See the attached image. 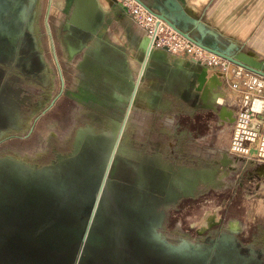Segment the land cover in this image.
<instances>
[{
  "label": "water",
  "instance_id": "water-1",
  "mask_svg": "<svg viewBox=\"0 0 264 264\" xmlns=\"http://www.w3.org/2000/svg\"><path fill=\"white\" fill-rule=\"evenodd\" d=\"M107 1L111 7L117 6L125 11L116 0ZM136 1L199 47L264 78V61L253 58L235 45H214L203 36L193 35L191 30H201V23L173 0H154L150 4L143 0ZM76 27L81 34L69 32V24L65 27L68 31L65 37L72 40L69 42L72 45L68 49L69 57L82 56L86 61L93 55L98 30ZM48 33L52 38L50 31ZM22 34L20 28L18 37ZM134 45L137 50L134 56L140 69H143L142 75L147 63H151L158 52L167 53L165 50L150 51L149 39L145 35L137 38ZM11 49L10 53L18 54V42ZM5 54L6 45L2 48L0 46V57ZM0 62L5 61L1 58ZM56 64L62 77L59 63ZM39 65L31 61L38 78L43 72H48L46 65L44 71ZM124 72L122 69L120 74L125 76L116 74L118 72H108L109 75L96 68L90 74L100 92L115 103L103 110L114 120L120 118L124 111L129 115L133 104L139 99V87L134 84L136 76ZM106 75H109L110 84L120 93L121 99L114 97V92L105 91L102 81ZM221 77L218 73L210 76V69L197 62L189 63L187 78L198 85V90H204V103L211 96L214 100L226 98L221 91L224 85ZM231 115L232 110L227 105L220 106L221 119ZM21 118L19 103L15 101L13 93L2 89L0 144L10 138L21 137V126H13L15 121L21 122ZM107 130L112 131V134L104 133L103 136L87 139L80 136L72 153L58 156V160L48 166L38 167L22 158L0 157V255L9 257L0 259V264H94L112 249H123L125 256L122 260L127 262V256L129 258L135 251L140 253L147 250L148 253L149 249H158V261L207 264L210 255H220V249H244L235 236L240 235L241 231L233 221L227 225L226 230L234 235L224 234L223 239L213 242L211 246L196 248L190 242L181 247L169 244L160 232L166 212H159L158 220L154 222L148 221V216L155 218L157 208L167 209L182 198L194 197L199 185L198 178L183 176L179 181L173 179L165 173V169H160L162 160L158 157V180L151 167L142 166L133 186L119 184L114 176L120 157L118 152L122 149L118 142L113 141L114 131L111 126H107ZM29 132L31 136L33 129ZM106 138L109 139L103 141ZM257 170H264V165H259ZM168 171L175 174L172 166H169ZM215 181H220L218 174L216 171L209 172L207 182ZM149 226L152 227V235H149ZM22 252H27L22 258L24 263L20 262ZM116 252L114 254L119 256ZM62 256L63 261L60 259Z\"/></svg>",
  "mask_w": 264,
  "mask_h": 264
},
{
  "label": "crops",
  "instance_id": "crops-1",
  "mask_svg": "<svg viewBox=\"0 0 264 264\" xmlns=\"http://www.w3.org/2000/svg\"><path fill=\"white\" fill-rule=\"evenodd\" d=\"M143 1L150 4L154 0ZM173 1L201 23V30H191L193 35L203 36L214 45H235L253 58L264 61V0ZM97 4L107 14V19L95 36L97 40L93 55L85 61L82 56L70 58L68 49L72 45L60 39L61 28L71 24L74 11L72 0L43 1L39 10L41 31L38 32L36 28L37 35L33 46L36 50L43 47L41 59L48 72L42 73V81L35 76L39 81V88H34L32 92L36 96L46 83H53V89L51 98L37 108L30 119L21 118L19 123L23 133L19 140L28 143L22 150H32L38 154L36 156H41L51 148H57L53 146L55 144L62 146L76 132L78 139L80 136L87 139L103 136L104 133L112 134L107 126H112L115 120L103 110L115 103L100 92L90 74L96 68L106 73L118 72L116 74L124 69L127 74L136 76L139 65L134 56L137 53L134 42L144 34L117 6L111 7L107 0H97ZM49 31L52 38L49 37ZM42 37L43 42L40 41ZM189 63L190 60L168 52L157 53L149 64L148 71L146 70V81L141 87L139 103L131 115L132 133L136 132L147 141H157L160 136H168L176 151L215 133L216 126L221 124L219 110L188 109L179 97L181 87L188 79ZM214 73L216 72L210 70V76ZM227 86L222 87L221 91L226 98L219 99V105H227L231 110L237 111L240 107L237 96ZM104 88L121 99L120 93L112 88L110 82H105ZM220 100H224V103ZM30 129H33L31 136ZM161 147L165 149L167 143L164 142ZM230 158L238 160L233 156ZM246 168L247 166H243L235 176L229 177L228 183L236 188L229 195V188H224L228 199L225 208L220 209V215L227 225L232 221L238 224L242 242L264 244V174L261 175L255 170L256 174L253 173L252 179L255 183L251 189L243 183L248 178ZM233 210L238 215L228 218L227 214Z\"/></svg>",
  "mask_w": 264,
  "mask_h": 264
},
{
  "label": "flooded vegetation",
  "instance_id": "flooded-vegetation-1",
  "mask_svg": "<svg viewBox=\"0 0 264 264\" xmlns=\"http://www.w3.org/2000/svg\"><path fill=\"white\" fill-rule=\"evenodd\" d=\"M44 0H0V46L6 45L7 54L3 57L5 62H0V91L5 89L7 93L12 92L16 102L19 103L22 117L28 120L33 116L37 108L45 104L52 96L53 83L46 85L41 88V91L34 96L33 89L39 88L38 83L43 79L39 78V81L35 79V71L32 69L31 61L40 63L39 66L45 69V64L42 63L43 47L40 46L37 50L33 46L35 37L38 32L41 31L39 21V10ZM74 4V11L71 17L70 31L74 34H81V31L76 26H82L88 28L90 31H96L102 28L107 19V14L99 7L97 0H72ZM22 30V35L18 37V30ZM68 34L65 27L61 28L60 39L64 42H72L67 40L65 35ZM85 34V33H84ZM44 37L40 38V41ZM18 42L19 53H10L13 45ZM68 47V45L66 46ZM107 51V49H106ZM150 63H147L143 75L141 76V83L139 86V92H141L143 85L146 81V74L150 67ZM139 66L137 70L136 78L142 73V68ZM147 70V71H146ZM93 81V78H91ZM103 80L104 87L105 82H110L108 76ZM94 82V81H93ZM136 83V79L134 84ZM107 88V87H106ZM199 87L192 80L187 79L185 84L181 87L179 97L188 109L197 110H212L210 107L218 108L220 112L219 99L214 100L211 96L205 103L203 101V89L198 90ZM140 95V93H139ZM139 97V96H138ZM139 99L133 104V107L128 112H123L122 116L115 119L111 128L114 131L113 141L119 143L118 146L122 149L118 152L119 162L116 165V174L114 180L119 184L126 186H133L137 173L142 166L151 167L157 175L158 180V157L162 160V171L165 169V173L171 176L175 180H181L183 176L197 177L199 185L195 192L194 197L182 198L177 204H174L167 209L161 208L155 213L154 216L149 215L148 221L154 222L158 220V213L165 211L166 219L164 221L163 228L160 232L164 235L167 242L173 246L181 247L186 242H190L195 245L196 248L211 246L213 242L220 241L223 239V235H234L232 232L227 231V224L223 221L222 216H219L221 220L214 227L202 232L200 226L192 225L191 230L195 232V236H192L190 232L185 229L177 228L175 221L178 216H183L189 212L190 207L195 203H199L201 200L211 195L216 189L221 188L218 181L213 183L208 181V173L216 171L218 176L222 170H225V174L228 172L232 175L239 171L237 161L230 158L229 146H216L219 155L212 157L209 154L196 155L193 149L195 142L187 147L176 151L173 146V141L168 136H160L157 141H147L141 136H138L136 132L131 131V115L138 106ZM215 111V110H212ZM236 110H232V115L227 116L225 119H220V125L216 126L214 134L203 137L201 142L207 141V139H213L219 134V132H225L227 130L233 131V125L235 122ZM15 127H19V121H15ZM17 129H14V131ZM78 139L77 132L72 138L64 142L57 148H51L47 153L36 156L34 159L23 158L20 155L25 151L23 147L28 145L27 142L19 140V138H10L0 144V157H16L22 158L27 163L36 165L38 167H44L51 165L53 162L58 160V156H66L72 153L74 144ZM22 141V142H21ZM167 143V147L163 149L161 145ZM4 149V151H2ZM21 153V154H20ZM169 166H172L175 174L168 171ZM158 185V181H157ZM226 186V184H224ZM223 188V187H222ZM181 218V217H180ZM175 220V221H174ZM181 220V219H180ZM149 235L153 234L152 227L149 226ZM240 241L244 249H220V255H210L209 262L207 264H264V244L256 243H244L240 239V235H235ZM143 250V249H139ZM145 250V249H144ZM168 250V249H167ZM199 251H207L208 249H196ZM119 254L116 256L114 252ZM133 252L127 261L122 260L124 258L123 249H112L107 256L99 257L97 262L94 264H174L158 261V249H149L148 253ZM1 252V249H0ZM25 252V251H24ZM21 253L20 262L24 263L22 258L26 253ZM64 256L60 259L63 261ZM0 259H9L6 255H0Z\"/></svg>",
  "mask_w": 264,
  "mask_h": 264
},
{
  "label": "built area",
  "instance_id": "built-area-1",
  "mask_svg": "<svg viewBox=\"0 0 264 264\" xmlns=\"http://www.w3.org/2000/svg\"><path fill=\"white\" fill-rule=\"evenodd\" d=\"M116 1L148 37L150 51L165 50L221 74L224 85L236 94L240 106L235 115L229 153L242 162L254 163L255 167L264 165V78L199 47L138 1ZM141 76L142 73L136 78L138 87Z\"/></svg>",
  "mask_w": 264,
  "mask_h": 264
},
{
  "label": "rangeland",
  "instance_id": "rangeland-1",
  "mask_svg": "<svg viewBox=\"0 0 264 264\" xmlns=\"http://www.w3.org/2000/svg\"><path fill=\"white\" fill-rule=\"evenodd\" d=\"M233 79L235 78L232 77V80ZM230 96L233 97V95ZM220 101L221 103H224V100H220ZM232 132L233 131L231 129L222 133L219 132V134L215 136L214 140L211 138L210 140L207 139V141L204 142L200 141L199 144H195L193 146L195 154L197 156L209 154L212 157H217V155L219 154L217 152L216 146L230 147L232 140ZM2 151H4V149ZM36 155L38 154L33 153L32 150H30V151H25L20 156L23 158L25 157V158L34 159ZM237 166L239 167V169L243 168V166H247L246 171L248 170L247 171L248 178H246V180H244L243 183L249 185V187L252 189L253 188L252 185L255 183L252 180L254 178L253 173L256 174L255 170L257 168L252 163L247 164L245 162L242 163L238 162ZM258 172L261 173V175L264 174V172L261 171ZM231 175L232 174L228 172L227 173L228 178H227L225 176V170H222L220 175L218 176L220 179L219 185L221 186V188L216 189L211 195L207 196L199 203H195L194 205H192L188 213L184 214L183 216H178V218H176L178 221L174 220L176 223V227L185 229L187 232H190L192 236H195V232L191 230L192 225L200 226L201 231L204 232L214 227L216 224H218L219 221L221 220L220 218L221 215L219 216L218 213H221L220 209L225 208L226 201L228 199V196H226V193H224V188L226 187L229 188V191H227V195H229V193H234L236 188L235 185L231 187L233 185L232 183H228V179ZM232 176H234V174ZM224 184H226V186ZM235 215H238V212H235V210L230 212V214H227L228 218H233ZM211 220H214L212 226L209 225Z\"/></svg>",
  "mask_w": 264,
  "mask_h": 264
},
{
  "label": "bare ground",
  "instance_id": "bare-ground-1",
  "mask_svg": "<svg viewBox=\"0 0 264 264\" xmlns=\"http://www.w3.org/2000/svg\"><path fill=\"white\" fill-rule=\"evenodd\" d=\"M261 172H264V170H261ZM213 222H214V220H211L209 225L212 226V225H213ZM207 223H208V222H207ZM215 223H216V222H215ZM209 225H208V227H209ZM206 226H207V225H206ZM206 226H205V227H206ZM203 227H204V226H203Z\"/></svg>",
  "mask_w": 264,
  "mask_h": 264
}]
</instances>
